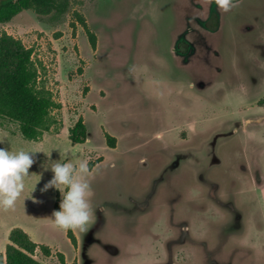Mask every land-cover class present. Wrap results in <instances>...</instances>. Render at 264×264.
Masks as SVG:
<instances>
[{
	"label": "rangeland",
	"instance_id": "rangeland-1",
	"mask_svg": "<svg viewBox=\"0 0 264 264\" xmlns=\"http://www.w3.org/2000/svg\"><path fill=\"white\" fill-rule=\"evenodd\" d=\"M3 33L33 49L61 107L38 141L0 118V147L87 159L93 216L76 244L52 223L61 195L40 191L53 174L38 152L41 179L0 208V255L21 228L49 247L42 264H264V0H71L61 16L22 9Z\"/></svg>",
	"mask_w": 264,
	"mask_h": 264
},
{
	"label": "trees",
	"instance_id": "trees-1",
	"mask_svg": "<svg viewBox=\"0 0 264 264\" xmlns=\"http://www.w3.org/2000/svg\"><path fill=\"white\" fill-rule=\"evenodd\" d=\"M71 0H6L0 4V23L10 22L22 9L32 10L39 15H63ZM78 19L86 29L90 43L96 48V35L88 28L85 19ZM33 49L26 47L22 40L7 33L0 36V118L18 126L21 135L29 141H38L56 125L52 112L61 107L52 93L40 86V70L33 60ZM87 129L82 119L70 129L73 144H82L87 139ZM109 145L115 147L116 139L107 136ZM59 205H56V209ZM69 238L76 244L70 230ZM38 249L50 254L47 246L34 242L21 228H14L9 235L5 254L0 255V264H42L35 256ZM60 264L68 263L65 255L58 253Z\"/></svg>",
	"mask_w": 264,
	"mask_h": 264
},
{
	"label": "clouds",
	"instance_id": "clouds-1",
	"mask_svg": "<svg viewBox=\"0 0 264 264\" xmlns=\"http://www.w3.org/2000/svg\"><path fill=\"white\" fill-rule=\"evenodd\" d=\"M236 2L237 0H216L218 7L224 11L234 7ZM54 150L59 151V159H52L53 150L44 152L33 148L0 147V208L14 209L25 191L26 182L33 175L41 179L43 172L30 173L29 169L36 163L35 154L43 152L47 159L40 164V167L44 171L50 170L53 175L40 191L47 192L54 188L59 190L61 195L59 208L54 209L48 217L59 229L83 232L93 216L91 206L93 189L89 180V162L87 159L73 155L67 149L56 148Z\"/></svg>",
	"mask_w": 264,
	"mask_h": 264
},
{
	"label": "flooded vegetation",
	"instance_id": "flooded-vegetation-1",
	"mask_svg": "<svg viewBox=\"0 0 264 264\" xmlns=\"http://www.w3.org/2000/svg\"><path fill=\"white\" fill-rule=\"evenodd\" d=\"M4 1H6V0H0V4H2Z\"/></svg>",
	"mask_w": 264,
	"mask_h": 264
},
{
	"label": "crops",
	"instance_id": "crops-1",
	"mask_svg": "<svg viewBox=\"0 0 264 264\" xmlns=\"http://www.w3.org/2000/svg\"><path fill=\"white\" fill-rule=\"evenodd\" d=\"M11 231H12V230H11ZM11 231H10V232H11ZM9 235H10V233H9ZM8 238H9V237H8Z\"/></svg>",
	"mask_w": 264,
	"mask_h": 264
}]
</instances>
